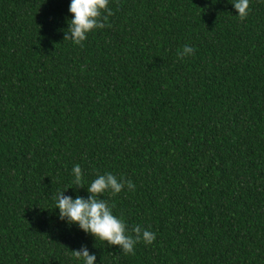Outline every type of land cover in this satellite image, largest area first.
<instances>
[{"label": "trees", "instance_id": "trees-1", "mask_svg": "<svg viewBox=\"0 0 264 264\" xmlns=\"http://www.w3.org/2000/svg\"><path fill=\"white\" fill-rule=\"evenodd\" d=\"M70 2L0 0V264H264V0H110L80 45ZM108 172L134 254L54 209Z\"/></svg>", "mask_w": 264, "mask_h": 264}, {"label": "clouds", "instance_id": "clouds-1", "mask_svg": "<svg viewBox=\"0 0 264 264\" xmlns=\"http://www.w3.org/2000/svg\"><path fill=\"white\" fill-rule=\"evenodd\" d=\"M229 2L238 10L239 18L244 20L249 12L250 0H229ZM109 3L110 0H71L69 12L74 15L68 20L64 40L80 45L90 32L103 29L112 14ZM105 12L107 15H104ZM193 54L194 49L185 45L178 56L187 57ZM72 175L75 186H85L81 165L76 164L72 168ZM125 186L129 191L135 189V184L131 180H126L123 176L118 179L116 175L108 172L99 175L86 186L90 194L87 198L65 195L67 188L59 191L55 196L54 209H59L60 220L69 225H78L85 233L91 234L96 240L107 242L109 246H119L126 255L134 254L135 246L139 242L152 244L157 238L156 233L135 225L132 228L135 235L128 234L125 220L114 215L113 206L101 198L106 191H110L113 195L119 194ZM73 255L82 260L83 264H96L97 261L96 254L90 252L87 246L74 250Z\"/></svg>", "mask_w": 264, "mask_h": 264}]
</instances>
